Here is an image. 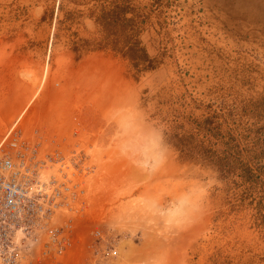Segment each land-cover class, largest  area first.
<instances>
[{"label":"rangeland","instance_id":"rangeland-1","mask_svg":"<svg viewBox=\"0 0 264 264\" xmlns=\"http://www.w3.org/2000/svg\"><path fill=\"white\" fill-rule=\"evenodd\" d=\"M2 138L79 184L101 264H264V0H0Z\"/></svg>","mask_w":264,"mask_h":264},{"label":"built area","instance_id":"built-area-1","mask_svg":"<svg viewBox=\"0 0 264 264\" xmlns=\"http://www.w3.org/2000/svg\"><path fill=\"white\" fill-rule=\"evenodd\" d=\"M4 142L5 138H2L0 243L13 246L12 254L4 259L5 264H61L71 251L82 263L91 259L101 264L117 255L113 244L104 241L101 229L94 228L89 232L83 216H77L83 207L74 205L71 197L76 198L74 190L79 184L67 191L65 184L69 185L68 182L40 178L39 168L45 162H53L55 155L46 154L44 158H38L34 149L26 152L30 146L24 143L19 146L18 142L12 141L13 147L8 149ZM19 147L21 150L18 151ZM64 209H69L75 216L66 220L55 219L57 212L60 216H67L62 213ZM19 228L25 235L16 245L13 238ZM101 245L105 247L101 248Z\"/></svg>","mask_w":264,"mask_h":264},{"label":"clouds","instance_id":"clouds-1","mask_svg":"<svg viewBox=\"0 0 264 264\" xmlns=\"http://www.w3.org/2000/svg\"><path fill=\"white\" fill-rule=\"evenodd\" d=\"M212 187V184L205 183V185L200 188L198 197L190 200L185 205L184 215L178 221L177 227L195 223L198 219L203 217L207 210L208 199L211 195Z\"/></svg>","mask_w":264,"mask_h":264},{"label":"bare ground","instance_id":"bare-ground-1","mask_svg":"<svg viewBox=\"0 0 264 264\" xmlns=\"http://www.w3.org/2000/svg\"><path fill=\"white\" fill-rule=\"evenodd\" d=\"M47 162H45L44 164H46ZM44 164H43V166H44ZM42 167V166H41ZM39 173H40V175H42V173H41V171H40V168H39ZM40 178L42 179V176H40ZM49 180V179H48ZM51 180V179H50ZM43 181V180H42ZM63 187V186H62ZM65 189H67V191H68V187L67 186H65ZM61 214L59 213V212H57V213H55V219H58L59 220V218H61V219H63V220H66L67 219V216H65V217H63V216H60ZM17 231H21V236H20V238H19V240H15V236H16V232ZM16 232H15V235H14V242H15V244L17 245L18 243L20 244L21 243V241H22V238L24 237V235H25V233H24V231H23V229L22 228H19V229H17L16 230Z\"/></svg>","mask_w":264,"mask_h":264}]
</instances>
